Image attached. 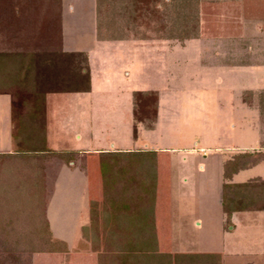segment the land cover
<instances>
[{"label": "rangeland", "instance_id": "374dc122", "mask_svg": "<svg viewBox=\"0 0 264 264\" xmlns=\"http://www.w3.org/2000/svg\"><path fill=\"white\" fill-rule=\"evenodd\" d=\"M6 1L0 0L3 12L10 9ZM133 2L130 29L92 32L95 37L129 39L125 45L71 47L69 32H64L62 40L60 31L63 52H71V47L87 53L91 89L85 94L48 96L47 145L54 150L148 151L132 159H102L107 164L111 161L112 166L103 176L120 183L111 189L117 191L113 196L117 211L128 199L136 206L146 204L147 211L151 206L146 218L154 225V240H146L151 245L142 247L138 239H145L140 230L131 236L139 244L135 252L139 250L142 256H129V263L205 264V254L194 252L204 250L220 231L214 207L220 182L219 157L223 155L217 151L264 144V123L255 110L240 103L239 95L241 89L259 86L258 81L249 69L241 71L228 64L236 61L227 54L234 50L227 43L238 39L237 3ZM250 15L247 24L261 17ZM249 27L247 34L257 39ZM21 34L7 32L0 40L1 52L20 50L11 36ZM23 49L25 54L35 52L30 62L37 74L38 93L44 92L41 88L58 90L64 82H76V72L68 71L62 58L40 52L43 48ZM79 60L72 58L69 66L84 67ZM132 90L136 92L130 94ZM31 93L25 79L17 86L0 89V264H121L115 257L124 254L122 238L127 231L121 232L118 224L119 231L114 232L106 210L101 212L105 202L102 191L94 189V159L60 151L17 152L19 139H13L7 130L5 110L9 106L10 115L13 106L22 116L21 104ZM261 157L249 155L248 165L264 162ZM69 161L80 167L85 161L90 167V190L82 192L80 200L69 198L60 185L59 171L65 170ZM239 174L235 181L254 176L264 179V166ZM149 179L152 191L143 194L140 191L147 188ZM246 184L234 190L233 205L252 209L261 183L253 180ZM68 202L72 206L67 207ZM89 209L92 214L101 212L95 226ZM251 216L235 214L217 242H224L227 249L264 247L263 215Z\"/></svg>", "mask_w": 264, "mask_h": 264}, {"label": "crops", "instance_id": "0c3cea01", "mask_svg": "<svg viewBox=\"0 0 264 264\" xmlns=\"http://www.w3.org/2000/svg\"><path fill=\"white\" fill-rule=\"evenodd\" d=\"M229 2L237 3L238 14L240 17L237 18V25H239V34L237 36L238 39H233V41L228 42L227 45L230 48H234L233 51L227 53L229 57H235V63L228 62L229 66L237 67L239 70L245 71L249 69L251 72L252 78L258 81L259 86L248 87L246 89H241L240 92V103L245 107L252 108L257 112V117L261 123H264V82L261 85V81H264V0H227ZM59 23H60V31L62 32V40L64 38V32H69L68 36L72 38V42L68 45L71 47L80 48L82 46H93V47H110L114 45H125L129 43V39H119V38H107L106 36L95 37L92 32H116L121 30H128L129 25H133V21L127 18V12L123 10V8H119L118 0H59ZM261 14L260 18L254 20V18H250L253 24H247L248 16L250 14ZM249 26H251V31H253L257 35H249L247 31H250ZM253 26V27H252ZM248 27V28H247ZM111 33V35H112ZM241 34V35H240ZM92 35V38H91ZM69 48V51L80 52V50L75 48ZM261 47V49H258ZM82 52V51H81ZM87 55V53H85ZM225 54V53H223ZM88 58V56H87ZM237 62V63H236ZM226 65V63H225ZM228 67V65L226 66ZM127 76V75H126ZM90 77V85L89 90L87 92H79V93H49L45 96L44 103V118H45V146L50 151H60L59 153L82 155L84 159L88 157V159H94V174L97 176L94 184L95 190L102 191L103 184L101 183L99 167L101 165L100 161L102 159H116V158H125L132 159L135 158V155H144L148 153L145 150H136L133 149H64V150H54L48 147L47 145V129H46V116H47V103L48 96L50 95H78L88 93L91 89V73L89 70ZM136 92V90L130 91V94ZM130 115H131V123H133L132 113H131V104H130ZM9 106L5 110V119L4 121L8 128L10 129L9 123ZM132 128V126H131ZM9 135V134H8ZM131 138L132 129H131ZM132 141V142H133ZM217 149V148H214ZM229 150L228 152L221 150L217 151L222 153L223 156L219 157V166H220V182L218 189V196L216 199V206L214 207V212L216 215L217 226L220 227L219 235L216 237H211L212 241L208 242L204 248L198 249L196 254H205V264H264V247L262 245L261 248L255 250H246L243 249H227V245L224 242H217V238L220 236L223 238L224 233L227 231V228L231 226L232 218L235 214H250L251 217L259 218L258 215H263L264 218V202L259 203L255 201L252 209H243L237 207H233L228 213H225L223 210V201H222V192L223 186H239L250 181H257L261 184H264V179L260 176H254L245 179L244 181H235L234 179L240 175V172L246 171L250 168H253L257 165H263L264 162H256L253 165H246L245 167H239L236 171L230 172L227 177H225V165L229 163V161L233 160L236 156L243 155H261L262 159L264 158V144L255 145L249 149L242 150ZM215 151V150H213ZM243 159V158H242ZM241 160V159H239ZM102 164L108 166L110 169V164L108 162L102 160ZM119 164V162H118ZM131 165V164H130ZM131 167V166H130ZM65 170L59 171L61 172V178L59 181L61 188H63L65 195L73 197L74 199L77 197L80 200L82 196V192H86L90 190V178L89 171L90 167L84 161L83 165L75 164L74 161H69L67 167H64ZM129 168V166L127 167ZM58 173V174H59ZM120 184V183H116ZM107 185V184H106ZM220 190V192H219ZM70 202L67 203L68 206ZM89 207V201H88ZM252 213V214H251ZM261 219V220H262ZM255 220V219H254ZM228 224L226 225V223ZM66 223V222H65ZM233 228V227H232ZM232 230L231 228H229ZM220 239V238H219ZM216 240V242H215Z\"/></svg>", "mask_w": 264, "mask_h": 264}, {"label": "trees", "instance_id": "16d2710c", "mask_svg": "<svg viewBox=\"0 0 264 264\" xmlns=\"http://www.w3.org/2000/svg\"><path fill=\"white\" fill-rule=\"evenodd\" d=\"M134 0H118L119 8H123L124 11L127 12V18L133 21L134 18V10L135 4ZM10 9L2 10L0 8V40L5 38L6 33L11 32V30H15L16 32H23V34L13 35L11 36L16 42V48L22 47L19 49H15L11 52H1L0 50V89H4L7 86H17L21 79H25L26 83L31 90V94L27 97V99H23L22 102V110L23 115L21 116L20 110H15L10 107V133H12L13 139L14 137H18V149L17 152H27V153H44L50 152L45 146V118H44V103L45 96L49 93H79V92H87L89 90L90 85V77L87 69V55L83 52H63L61 50V37H60V23H59V0H7ZM20 9V10H19ZM19 34V33H18ZM18 36V37H17ZM29 36V37H28ZM31 39V40H29ZM25 40V41H24ZM29 40V41H28ZM33 40V41H32ZM31 41V42H30ZM18 42V43H17ZM19 44V45H18ZM25 47H37L43 48L39 49L40 52H45L50 55L54 54L58 58H62L64 64L69 69L68 71L76 72V82H64L61 84L60 89L52 90L45 88L41 91L43 93H38L35 89V82L37 80V74L34 73V67L30 62L33 61V56L35 52L32 50L30 52L33 55L25 54ZM44 50V51H43ZM5 51V50H4ZM38 52V51H37ZM53 52V53H51ZM55 52V53H54ZM39 55V54H37ZM29 57V63L25 64V59ZM77 57L78 63L79 59L84 63V67L77 66L76 68H71L69 66V62L72 58ZM59 86V85H58ZM135 93V92H134ZM140 93V92H139ZM140 155H135V157ZM243 158V159H242ZM241 159V160H239ZM249 155L236 156L233 160L229 161L225 165V177L228 176L230 172L236 171L240 166L245 167L248 165ZM101 165L99 167L101 183L103 184V197H104V206L101 207V212L106 210V215H108V223H110L111 228L116 229L114 232H117V226L120 224L121 232L127 231L126 235H121L122 241H124V254L120 256H116L115 258L121 262V264H130L129 256L136 259V257L142 256L141 252L134 250V248H138L139 244L135 241V239L131 238L135 237L133 235H137L136 233L139 231L145 241L141 240L140 245L142 247H146L151 245L147 241L154 240L155 237V229L154 225L150 218H146L147 213L150 214L149 210L151 206L145 205H137L132 203L131 200H126L123 205L117 206V208L122 209L120 212L116 209V201H114L113 196L117 192L116 190L112 192V188L116 183L107 178V168L105 164L103 165L102 160L100 161ZM135 165V164H134ZM133 165H131L132 167ZM109 169V168H108ZM106 176H103L104 174ZM127 179H130L127 177ZM131 180L133 178L131 177ZM147 184L145 185L147 188L140 191L144 194V192H148L149 194L152 191V182L151 180H146ZM107 184V185H106ZM247 184L239 185V187H246ZM238 188L237 186H223L222 192V201H223V210L225 213H228L233 208L228 209L229 206L233 205L234 201V190ZM257 198L255 197V201L259 203L264 202V196L262 191L264 192V184H261L259 189H257ZM225 201V204H224ZM103 210V211H102ZM90 212V209H89ZM91 213L90 222H93L94 226L96 225V219L99 215L98 213ZM138 216V217H137ZM146 218V219H145ZM94 220V221H93ZM92 228V227H91ZM95 230V229H94ZM146 233L142 234V231ZM132 232V234H130ZM129 234V235H128ZM141 238V236L139 237ZM147 240V241H146ZM152 243V242H151ZM138 246V247H136ZM193 256L191 255L189 260H191ZM133 263V262H131Z\"/></svg>", "mask_w": 264, "mask_h": 264}]
</instances>
